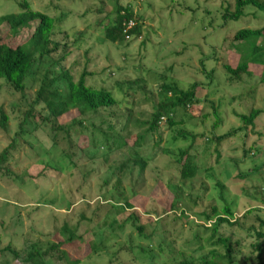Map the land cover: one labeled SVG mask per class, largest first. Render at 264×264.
Wrapping results in <instances>:
<instances>
[{"label":"rangeland","instance_id":"obj_1","mask_svg":"<svg viewBox=\"0 0 264 264\" xmlns=\"http://www.w3.org/2000/svg\"><path fill=\"white\" fill-rule=\"evenodd\" d=\"M22 3L55 18L51 38L59 45L74 43L62 66L75 79L86 71V83L111 90L118 104L108 112L86 114L83 127L77 128L80 134H72L70 146L55 144L48 128L25 118L47 64L27 82L24 93L15 91L0 78V109L8 115L6 128L0 126V152L11 139H17L7 169L0 171V249L9 245L23 256L26 244L52 234L64 219L77 221L80 211L88 209L85 202L91 204V209L96 203L105 205L108 200L104 201V195L116 181L114 168L122 162L126 150L116 147L111 139L104 140L102 133L116 137L107 130L109 123L119 127L122 120L114 116L126 115L128 109L131 123L121 134L131 144L134 135L147 127L142 123L151 118L152 105L166 80L185 92L196 83L198 102L177 109L171 115V124L164 116L156 130L146 134V145L140 148L149 159L143 183L136 184V167L132 172L117 174L127 178V185L136 184L135 189L142 193L134 202L147 208L145 221L162 217L159 205L164 204L165 197L152 190L156 180L170 182L180 189V209L188 217V224L183 223L182 228L178 220L173 231L170 229L168 238L174 241L170 245L174 255L167 248L160 251L157 239L150 238L146 228L139 235L131 223H126L123 230L110 232L112 221L117 222L119 215L106 214L102 208L98 211L100 219H94V230L84 238L103 240L105 248L81 264H171L180 260L181 252L198 262L200 255L212 249L206 243L209 233L200 226H209V222L200 219L199 212L212 203L222 208L224 201L229 203L238 224L222 225L220 232L230 237L237 264H244L246 256L256 257L252 243H261L264 250V238L256 236L264 221V83L260 81L258 65L251 64V74L236 81H229L221 66L228 57L226 48L235 32L263 26L264 11L248 5L243 15L233 21L223 17L227 8L228 12L233 11L229 0H0V15L18 11ZM115 4L133 9L141 27L140 35L115 42L105 38L104 28L114 17ZM35 25L20 30L16 39L22 41ZM257 43L264 44L262 38ZM60 51L61 47L53 55ZM251 107L263 111L254 127L242 123L238 116ZM214 108L220 112L215 128ZM110 114L114 116L109 117ZM195 135H202L203 142L194 143ZM222 136L223 139H216ZM186 153L197 172L191 179L178 175L179 166L188 158ZM106 179L108 183L104 184ZM73 195L76 202L71 205ZM86 211L89 216L91 210ZM144 220L142 224L146 223ZM85 228L82 224L80 231ZM196 231L204 237L203 247L186 250L183 244ZM126 245H131L137 262L124 260L120 255L113 257ZM138 246L146 249L144 253ZM194 249L196 252H192ZM19 260L11 258L8 251L0 253V264H22Z\"/></svg>","mask_w":264,"mask_h":264},{"label":"trees","instance_id":"obj_2","mask_svg":"<svg viewBox=\"0 0 264 264\" xmlns=\"http://www.w3.org/2000/svg\"><path fill=\"white\" fill-rule=\"evenodd\" d=\"M229 4L232 5L233 11L228 12L229 8H227L223 15L225 20H238L243 15L244 7L248 5H253L264 11V1L262 0H229ZM20 8L16 12H7L0 15V78L15 91L24 93L27 82L37 77L38 69L47 64L46 70L39 80V86L30 102V108L26 111L25 118L30 117L38 126L44 125L46 129L48 128V134L55 144L70 146L72 134H80L77 128L83 127L82 120L86 114L108 112L117 106L118 101L111 90L105 87L88 85L85 78L86 71H83L78 79H75L71 71L62 66L61 62L69 56L71 51L68 50L74 43L72 45L71 43L59 45L58 41L51 38L55 25L53 16L33 10L28 3L20 4ZM129 20L134 21V26L128 33L131 36L140 35L141 27L137 23L138 18L135 17L133 9L130 6L124 7L115 4L114 17L106 23L104 28L105 38L112 42L125 39L122 34L123 23H127ZM32 23H36L34 29L28 33L26 38L18 41L15 37L16 34L22 29L29 28ZM259 38H262L264 43V25L256 29L243 28L235 32L232 41L226 48V50L229 49L228 57H225L221 65L223 73L229 81H236L244 75H250L249 66L255 64L260 69L258 73L260 81L264 83V44L259 45L257 43ZM238 40L241 43H235ZM59 47H61L59 54L53 55ZM230 54H234L231 59ZM195 86L196 83H193L191 90L185 92L174 83L164 80L157 93L158 100L152 105L151 118L142 123L147 124V127L142 133L134 135L131 144L121 134L131 123L130 111L126 109V115L120 117L110 114L109 117L114 116L116 120H122V124L116 127L115 123H109L107 130L116 137H111L106 133H102V137L104 140L111 139L116 147L126 150V155L122 154L124 155L122 162L114 168L113 176H116V181L104 195L106 197L104 201L108 200L105 205L101 206L96 203L97 206L91 209V204L85 202L84 204L88 206V209L80 211L77 221L64 219L61 225L54 227L52 234L49 233L43 239H37L26 244L25 249L22 251L23 256L20 251L10 248L9 245L0 249V253L8 251L11 258L20 259L22 264H49L50 262L53 264L62 262L64 264H81L83 260L92 257V255L100 254V251L105 248V241L103 240L96 242L93 240L87 241L84 238L86 233L94 230L97 224H95L94 219H100L101 215L98 211L104 208L106 214L110 212L115 217L119 215L118 219L116 218L118 224L115 219L112 221L110 232L115 233L117 230H123L126 223H131L139 235L148 229V236L157 239L156 246L158 249L163 251L164 248H167L168 253L174 255V249H170V245L174 241H169L168 238L170 229L173 231L178 220L181 221L182 228H184L183 223L188 224V217L184 216V211L180 209V202L182 201L180 189L170 182L164 183L162 180H156L152 190L155 189L165 197L164 204L159 205L162 209V217L155 219L149 217V220L145 221L144 216L148 211L144 205L138 207L135 204L134 200L142 194L135 189V185L145 181L143 175L149 159L141 154L140 148L146 145V134L156 130L162 117H167L168 122L171 124L173 123L171 115L176 113L177 109H186L187 106L198 102ZM207 102L209 100H206ZM213 111L216 119L212 122V126L215 128L220 121V112L215 108ZM262 112L261 109L251 107L246 114H238V116L242 123L254 127L256 118ZM208 114L207 112L203 116ZM104 118L106 119V117ZM7 120L8 115L0 109V126L3 129L6 128ZM137 126H139V123ZM19 127L21 129L22 124ZM193 138L194 143L203 142L202 135H195ZM223 138L224 136L216 137L217 140ZM210 141L213 140L210 139ZM16 142V138L11 139L0 152L1 172L7 169L11 150L16 147ZM64 154L68 156L67 151H64ZM186 156L188 157L187 153ZM134 167L137 168L136 184L129 186L126 183L127 178L121 177L117 173L132 172ZM196 173L192 158H185L178 169L179 177L191 179ZM103 183L107 184V179ZM69 202L71 205L76 202L74 195L70 197ZM86 210H91L89 216L85 214V212H88ZM178 210L179 214L176 213ZM198 217L204 222H209V226L201 224L200 226H204L203 229L209 233L206 237V243L210 244L212 249L208 254L200 255L198 262L188 258L181 252L180 260L171 264H237L233 254L236 251L231 244L230 237L220 232L222 225L233 226L238 224L229 203L224 201L222 208L212 203L201 210ZM141 220L146 223L142 224ZM82 224H85L86 228L81 232L80 226ZM115 225L116 227H114ZM263 225L264 221H261L256 233L257 237L264 238ZM182 228L179 230L180 232ZM170 236H173V233ZM203 238L202 236L199 237V231H196L192 239L183 244L182 247L186 250H188L187 247H195V249L198 246L203 247L201 245ZM251 246L253 250L257 251V255L254 258L246 256L244 264H264L262 259L264 250L261 243H252ZM137 248L142 253L146 250L144 247L140 248L138 246ZM195 249L192 252H196ZM119 255L124 260L137 262L131 245L120 247L114 252L113 257L119 258ZM178 258L175 257V259ZM2 264L8 263L3 262Z\"/></svg>","mask_w":264,"mask_h":264},{"label":"built area","instance_id":"obj_3","mask_svg":"<svg viewBox=\"0 0 264 264\" xmlns=\"http://www.w3.org/2000/svg\"><path fill=\"white\" fill-rule=\"evenodd\" d=\"M134 26V21L129 20L127 23H123V29L122 34L124 35L125 39H129L131 35L128 33V31ZM163 118V117H162Z\"/></svg>","mask_w":264,"mask_h":264}]
</instances>
